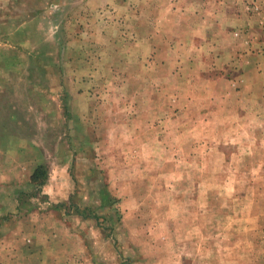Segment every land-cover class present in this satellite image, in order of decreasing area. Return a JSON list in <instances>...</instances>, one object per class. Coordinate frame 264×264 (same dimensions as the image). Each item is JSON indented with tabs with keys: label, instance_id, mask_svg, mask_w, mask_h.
<instances>
[{
	"label": "rangeland",
	"instance_id": "1",
	"mask_svg": "<svg viewBox=\"0 0 264 264\" xmlns=\"http://www.w3.org/2000/svg\"><path fill=\"white\" fill-rule=\"evenodd\" d=\"M161 1L0 0V264H264V61Z\"/></svg>",
	"mask_w": 264,
	"mask_h": 264
},
{
	"label": "crops",
	"instance_id": "2",
	"mask_svg": "<svg viewBox=\"0 0 264 264\" xmlns=\"http://www.w3.org/2000/svg\"><path fill=\"white\" fill-rule=\"evenodd\" d=\"M161 4L169 6L179 27L188 29L180 41L186 43L190 56L199 58L203 53V60L220 61L221 67L232 60L224 74L233 69L248 79L257 73L258 61H264V0L258 13L250 11L245 0H164ZM207 64L206 71L214 69Z\"/></svg>",
	"mask_w": 264,
	"mask_h": 264
},
{
	"label": "built area",
	"instance_id": "3",
	"mask_svg": "<svg viewBox=\"0 0 264 264\" xmlns=\"http://www.w3.org/2000/svg\"><path fill=\"white\" fill-rule=\"evenodd\" d=\"M252 3L255 4V3H256V0H252ZM252 8H253V9H257L258 7H257V6H256V7H253V6H252Z\"/></svg>",
	"mask_w": 264,
	"mask_h": 264
},
{
	"label": "trees",
	"instance_id": "4",
	"mask_svg": "<svg viewBox=\"0 0 264 264\" xmlns=\"http://www.w3.org/2000/svg\"><path fill=\"white\" fill-rule=\"evenodd\" d=\"M35 172H36V169H35V171H34V173H33V175H32V176H34V175H35Z\"/></svg>",
	"mask_w": 264,
	"mask_h": 264
}]
</instances>
